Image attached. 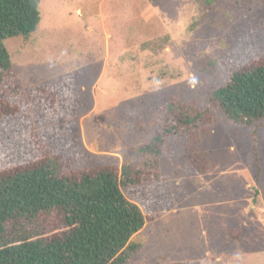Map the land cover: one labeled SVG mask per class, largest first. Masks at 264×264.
Returning <instances> with one entry per match:
<instances>
[{
    "label": "rangeland",
    "instance_id": "1",
    "mask_svg": "<svg viewBox=\"0 0 264 264\" xmlns=\"http://www.w3.org/2000/svg\"><path fill=\"white\" fill-rule=\"evenodd\" d=\"M40 10L37 31L6 40L3 88L21 112L0 119V170L47 154L61 172L122 168L142 160L171 104L210 107L197 132L205 173L185 133L160 158V182L123 187L160 215L133 237L141 248L127 264H264V124L234 123L210 100L264 60V0H40Z\"/></svg>",
    "mask_w": 264,
    "mask_h": 264
},
{
    "label": "trees",
    "instance_id": "2",
    "mask_svg": "<svg viewBox=\"0 0 264 264\" xmlns=\"http://www.w3.org/2000/svg\"><path fill=\"white\" fill-rule=\"evenodd\" d=\"M41 20L40 0H0V119L21 112L7 97L10 87L3 88L12 72L6 40L31 36ZM210 100L234 123L264 124V60L234 71ZM211 120L210 107L171 104L151 140L140 147L142 160L122 168L108 163L61 172L47 154L0 170V264H127L141 248L133 237L160 215H147L123 187L160 182V158L171 152V138L185 133L192 138L189 160L205 173L211 160L197 132ZM43 216L47 220L40 228ZM49 225L61 230L46 236Z\"/></svg>",
    "mask_w": 264,
    "mask_h": 264
}]
</instances>
